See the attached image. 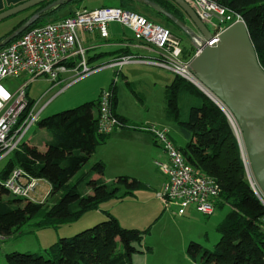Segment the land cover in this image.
<instances>
[{"label": "trees", "instance_id": "1", "mask_svg": "<svg viewBox=\"0 0 264 264\" xmlns=\"http://www.w3.org/2000/svg\"><path fill=\"white\" fill-rule=\"evenodd\" d=\"M81 1L74 0L45 12V19L42 18L30 28L62 19L55 20L51 17L59 8ZM117 1V7L141 13L132 5L135 0ZM153 1L181 20L187 19L184 11L172 0ZM218 2L242 16L260 64L264 68V0H218ZM48 3L25 10L29 12L28 15L11 31L0 37V40ZM76 11L77 9H74L67 16L74 15ZM154 12L174 27L141 14L170 28L178 36H180L178 32L187 36L170 19ZM184 53L186 59L191 57L192 48L184 46ZM71 65L73 66V63ZM111 90L114 108L117 90L114 85ZM166 97L167 118L175 121L189 138L184 148L179 147L180 151L194 169L213 178L218 184L220 193L216 206L228 204L231 207L217 224L216 230L220 238L214 250L191 241L187 248L188 256L193 260V264H264V204L253 191L247 178L240 144L227 116L202 90L178 75L167 86ZM31 107L32 104L25 114ZM98 115L97 99L44 117L38 124L51 133L45 150L25 142L19 150L11 154L4 170L0 172L2 238L11 236L26 222L38 216L40 217L34 224L35 228H58L77 221L88 211L98 209L103 202L120 200L134 195L138 190L149 189L148 184L128 175H119L114 183H107L103 179L105 165L100 161L94 163L88 172L81 174L75 183H71L83 166L90 161L95 149L104 144L110 135L99 131ZM119 118L126 125L128 119ZM15 169H21L32 177L46 180L50 185L48 196L62 192L61 199L46 209L45 201L34 202L10 196L5 198L3 195L10 193L2 182L8 179ZM94 173L99 176L94 177ZM85 186L91 189L90 193L84 194ZM106 216V220L91 228L71 237L60 238L45 250V254L8 252L6 264H134L133 254L152 252V247L143 245L149 229L126 228L110 212H107Z\"/></svg>", "mask_w": 264, "mask_h": 264}, {"label": "built area", "instance_id": "2", "mask_svg": "<svg viewBox=\"0 0 264 264\" xmlns=\"http://www.w3.org/2000/svg\"><path fill=\"white\" fill-rule=\"evenodd\" d=\"M187 1L206 24L213 37L211 41L203 36L201 39L192 38L194 50L192 56L187 59L184 57L181 38L174 34L170 28L148 19L141 13L117 6L78 9L74 15L28 28L19 37L0 48V160L10 157L14 151L20 149L25 143V137L32 125L39 121V113H35L32 107L25 114L28 107L31 106L27 96L29 83L41 76H46L54 83H59L62 81L61 74L71 68L76 72L71 82L73 83L99 70L102 66L91 67L88 64L86 49L79 42L78 32L98 30L102 37H107L109 35L108 23L111 21L129 27L136 40L152 47L159 55L158 59L154 61L156 65L171 70L176 75L190 81L210 97L227 116L239 144H241L240 135L242 137V134L234 115L224 103L204 89L190 65L191 61L202 52L203 41L209 46L217 44L220 41V35L228 27L244 20L240 14L220 4L218 0ZM133 60V56H123L116 58L107 66L117 67ZM22 74H26L30 78L14 90L3 84L5 79ZM117 79L118 76L114 82ZM98 100L99 131L112 133L124 126L114 111L111 88L104 89ZM146 129L154 134L156 143L168 155V162H155L167 175L164 188L162 192L158 193L159 198L166 205L176 203L178 205L177 213L180 215L185 214L191 206L204 215L212 214L220 193V188L215 180L198 172L189 164L169 136L167 129L156 125H150ZM42 181L46 180L32 177L21 169H15L2 184L14 197L39 202L33 193L36 192ZM250 185L264 204V196L258 184L251 180ZM47 195H44L40 202L45 201Z\"/></svg>", "mask_w": 264, "mask_h": 264}, {"label": "crops", "instance_id": "3", "mask_svg": "<svg viewBox=\"0 0 264 264\" xmlns=\"http://www.w3.org/2000/svg\"><path fill=\"white\" fill-rule=\"evenodd\" d=\"M25 1L28 0H0V12ZM117 2V0H114V2H107L95 8H101L105 5L117 6ZM81 8L83 7L77 3L61 7L53 13L51 18L55 20L63 18L64 16L69 15V13L74 9L78 10ZM108 33L109 35L107 37H102L98 30L94 32H78L79 42L86 49L88 64L92 67L98 65H108L121 55H125L124 57L133 56L134 60L125 62L121 65V70H115L113 74L110 69L105 68L115 67L105 66L104 68L99 69V71L97 70L87 75L88 77L93 75L92 77L99 80L93 88L86 90L87 94L91 96H82L78 103L85 101L86 99H91L89 97H95L90 101L97 100L104 89H109L112 85H114L117 90L114 111L119 117H123L128 120L125 122L126 125L110 133L107 141L95 149L90 161L81 169L83 171H81L80 175L88 172L94 163L100 161L105 165L103 179L109 184L114 183L119 175H128L148 184V191L151 193H142L143 191L139 192L140 190H138L130 197L142 202H149L152 200H156L157 203L159 202V206L156 205L149 210L152 215H157L162 207H176L178 209V205L176 203L166 205V203L158 196V193L162 192L164 188V184L167 181V175L159 166L156 165L155 162H168V155L167 153L165 155L160 145L156 143L154 134L146 129V127H149L150 125L165 128L168 130V134L174 143L176 142L175 138H173L174 136L172 135V131L178 125L175 121L169 120L166 116V89L167 86L174 81L176 74L171 70L156 65L154 61L158 59V53L152 47L136 40L133 31L129 27L124 26L119 22L111 21L108 23ZM187 38L189 39V43L192 45L191 47L189 46V48H192L193 51V43L189 37ZM181 40L184 52V46H188L184 44L183 38H181ZM75 75V70L71 68L61 74L60 79L62 81L59 83H54L52 80L47 78L45 81L46 85L43 90L38 93H35L34 91L32 92V86L36 81L43 78L37 77L32 80L27 87V96L32 104L34 112L39 113L40 117L43 115L42 118H44L50 116L49 114L51 111H59L62 107H65L62 105L49 110L50 106L60 97L66 95L73 85L89 79L85 76L87 79L83 77L71 83ZM20 76L22 77V82L30 78L26 74H22ZM115 76H119L116 82H114ZM13 87L14 88L11 90L16 88L15 86ZM50 139L51 137L46 140L42 147L37 146L36 144L32 145L37 146L41 150H45L46 143ZM241 144L243 146L242 139ZM243 153L245 156L246 153L244 146ZM93 175L94 177L99 176L96 173ZM47 184L50 189L48 182ZM153 191H156V196ZM90 192L91 189L87 186L84 194H88ZM117 201L119 200L112 199L103 202L105 204L104 209H100L99 207L96 210H103L105 214L107 212H110L111 214L113 213L117 218L119 216L114 211L116 205L115 202ZM44 230L45 229L33 228L30 225L26 229L28 234H34L36 236H43L42 232ZM21 231L22 230H20L19 233H21ZM47 248L46 244L43 243L35 249L42 251ZM186 261L187 259L185 257L184 262L182 263H185Z\"/></svg>", "mask_w": 264, "mask_h": 264}, {"label": "rangeland", "instance_id": "4", "mask_svg": "<svg viewBox=\"0 0 264 264\" xmlns=\"http://www.w3.org/2000/svg\"><path fill=\"white\" fill-rule=\"evenodd\" d=\"M107 2L111 3L114 2V0H82L77 4H80L82 7H85L87 9H94L95 7H99ZM132 3L135 10L145 14L146 16L152 18L157 22L168 25L170 27H174V25L172 24H167L168 22L162 16H158L150 7L148 8L144 4L138 2ZM28 13L29 12L26 11L21 12L0 21V37L11 31L13 27L20 23V20L28 15ZM42 18H44V14L39 20H41ZM178 34L183 38L185 45H187L188 47L192 46L189 43V39L187 37H185L183 34H180L179 32ZM123 56L124 55H121L117 58ZM101 66L102 67L100 69L104 68L107 65ZM105 69H110L113 74L115 70H121V66H117L115 68L106 67ZM92 76L93 75L89 77L87 76V78H89L88 80L73 85L69 92L66 93V95L60 97L54 104H52L49 110L62 105L65 107H62L60 110L58 109L59 111H51L49 115L60 112L62 110L74 108L75 106L86 101L93 100L92 98L95 97H89L91 99H86L85 101H81L80 103H78L82 96H91L87 94L86 90H90L91 88H93V86H95V84L99 80ZM41 78L43 79H40L33 84L32 92L34 91L35 93H38L39 91L43 90L44 86L46 85L45 81L48 77L41 76ZM3 84L9 89L14 88L13 86L18 87L19 85L23 84L22 77L17 76L7 78L3 81ZM42 117L43 115H41V117L39 116V119H41ZM183 117H185V114L183 115ZM172 135L174 136L173 138H175L176 141L175 144L178 147L184 148L187 145L189 139L186 134L183 133L179 126H176V128L172 131ZM49 137H51V133L48 130L40 127L37 122L34 123L28 131L25 137V142L29 144H36L37 146L42 147ZM161 149L166 155V151L162 147ZM242 158L243 161L244 159L246 160L248 171L250 173V175L247 173L249 182L251 183L252 180L255 183L256 181L251 171L247 155H245V157L243 156ZM8 160L9 157H5L0 160V172L4 170L5 166L8 163ZM81 171L83 170H80V172H78V174L72 179L71 183H75L77 181ZM86 188L87 186L84 187L83 191H85ZM49 190L50 189L47 182L42 181L40 182L36 192L33 193V195L40 202V199L44 195L48 194ZM139 192L151 193L148 190H140ZM153 193L155 194L156 191H153ZM62 194V192H59L55 195H49L45 200L46 209L51 205L57 203L61 199ZM3 196L5 198L8 196H10L11 198L14 197L12 194H4ZM125 198L120 200L116 199L119 201L115 202L116 205L114 211L119 216L117 218L120 224L126 228H135L140 230L149 229V231L145 234L143 245L146 247H152V252L146 251L144 253L133 254V262L135 264H193V260H191L187 253L189 243L191 241H195L200 243L207 249L214 250L215 245L220 238V234L216 230L217 224L231 209L230 205L225 204L223 206H216L212 214L204 215L198 212L194 206H191L187 209L185 215L180 216L177 213L176 207H162L157 215H152L149 210L156 205L159 206V202L157 203L156 200L142 202L139 200H135L130 196ZM104 205L105 204L102 203L100 205V209H104ZM39 217L40 216L26 222L20 228V230H22L21 233H19V230L4 239L0 236V264H6V254L12 251L36 252L45 254V249L39 251V249L35 248L43 243L46 244V247H50L52 244L60 240V238L71 237L87 228L93 227L94 225L106 220L107 218L103 210H91L85 213L75 222L64 224L58 228H43L45 229L42 232L43 236L28 234L26 229L29 227V225L34 228V224L39 220ZM185 257L187 261L185 263H182L184 262Z\"/></svg>", "mask_w": 264, "mask_h": 264}, {"label": "water", "instance_id": "5", "mask_svg": "<svg viewBox=\"0 0 264 264\" xmlns=\"http://www.w3.org/2000/svg\"><path fill=\"white\" fill-rule=\"evenodd\" d=\"M72 1L74 0H28L0 12L2 21L49 2L11 34L0 40V48L19 37L45 12ZM135 1L170 19L190 39H201L203 36L211 41L213 38L206 24L187 0H172L186 14L185 21L153 0ZM203 45L202 52L191 61V69L204 89L224 103L234 115L242 134L251 171L264 196V68L260 64L245 21H238L228 27L220 35L217 44L209 46L203 41ZM244 163L250 175L245 159Z\"/></svg>", "mask_w": 264, "mask_h": 264}, {"label": "flooded vegetation", "instance_id": "6", "mask_svg": "<svg viewBox=\"0 0 264 264\" xmlns=\"http://www.w3.org/2000/svg\"><path fill=\"white\" fill-rule=\"evenodd\" d=\"M40 9H42V8H40ZM40 9H39V10H40ZM39 10H38V11H39Z\"/></svg>", "mask_w": 264, "mask_h": 264}, {"label": "bare ground", "instance_id": "7", "mask_svg": "<svg viewBox=\"0 0 264 264\" xmlns=\"http://www.w3.org/2000/svg\"><path fill=\"white\" fill-rule=\"evenodd\" d=\"M240 134V133H239ZM242 138V137H241Z\"/></svg>", "mask_w": 264, "mask_h": 264}]
</instances>
